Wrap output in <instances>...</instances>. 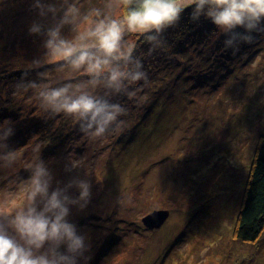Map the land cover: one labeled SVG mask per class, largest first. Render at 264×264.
<instances>
[{
	"label": "rangeland",
	"instance_id": "1",
	"mask_svg": "<svg viewBox=\"0 0 264 264\" xmlns=\"http://www.w3.org/2000/svg\"><path fill=\"white\" fill-rule=\"evenodd\" d=\"M43 2L61 10L66 6L64 0ZM33 3L0 0V56L11 55L14 46L21 51L44 43L45 37L30 34L29 28L34 22L47 27L54 21L51 14L40 17ZM67 3H75L80 12L62 29L68 40L88 27L83 18L93 9L102 17L124 14L117 0ZM181 3L194 6L192 0ZM218 28L215 37L224 32ZM124 39L137 45L138 53L147 49L150 57L161 51L151 50L148 42L142 45L144 37L126 32ZM163 59L157 65L141 59L148 79L129 85L135 93L131 98L106 96L103 86L94 90L127 109L101 138L81 133L71 116L50 115L36 90L18 87L27 81L41 86L85 82L83 70L61 68L63 61L44 55L35 75L45 73L42 81L32 73L0 84V126L14 129L7 144L17 157L11 166L0 162V212L12 213L25 204L31 167L43 160L61 184L72 176L91 183L90 202L83 209L73 206L68 217L89 245L86 264H264V228L249 242L234 236L248 171L264 137V35L226 70H216L211 83L200 86L209 80L201 77L203 81H188L171 94L159 90L176 76L165 78L168 68L159 70L167 62ZM6 64L12 70L37 67L19 58ZM182 76L191 77L186 70ZM69 161L76 165L71 173L65 171ZM153 211L170 213L158 229L142 225L141 219Z\"/></svg>",
	"mask_w": 264,
	"mask_h": 264
},
{
	"label": "clouds",
	"instance_id": "2",
	"mask_svg": "<svg viewBox=\"0 0 264 264\" xmlns=\"http://www.w3.org/2000/svg\"><path fill=\"white\" fill-rule=\"evenodd\" d=\"M64 2L66 6L61 10L55 3L34 0L32 7L39 16L51 14L54 23L46 27L34 22L29 32L45 37L44 55L49 60L63 61L60 67L74 72L83 70L87 80L56 87L27 81L18 87L36 90L40 106L50 115L71 116L81 133L101 138L117 124L119 117L127 114L125 107L106 96L124 94L131 98L135 93L129 91V85L148 79L141 59L133 54L135 45L125 42V33L146 34L151 50H155L164 43L162 32L179 20L183 6L181 0H117L124 9L121 18L102 17L99 9H93L83 18L88 27L68 40L62 29L72 24L80 12L75 3ZM192 4L193 21L203 15L229 33L224 42L226 48L235 49L239 42L252 43L251 33L264 32V0H192ZM237 28L244 31L237 32ZM32 63L38 67L40 60ZM37 75L46 78L45 73ZM99 86L107 90L106 96L94 94ZM12 135L14 129L10 125L0 126V162L6 166L17 158L7 144ZM75 168L72 161L65 165L68 173ZM73 189L76 194H72ZM90 199L89 180L72 176L61 184L43 160L35 163L25 204L12 213L0 212V264H86L89 245L68 217L73 206L83 209Z\"/></svg>",
	"mask_w": 264,
	"mask_h": 264
},
{
	"label": "trees",
	"instance_id": "3",
	"mask_svg": "<svg viewBox=\"0 0 264 264\" xmlns=\"http://www.w3.org/2000/svg\"><path fill=\"white\" fill-rule=\"evenodd\" d=\"M133 6H135V4ZM193 7L194 6L191 5L183 7V11L177 23L173 26L167 27L162 32L161 39L164 43L159 49L161 51L155 56L156 58L154 56L150 57L147 49H143L139 53V48L134 49V56L137 57L138 55L143 54L147 59L153 61V64L155 65H157L161 59L167 57L166 59H163L167 62L164 63L159 70H165L168 68L169 74L165 76L166 79L170 80L174 73L176 76L169 83L160 86V92L166 94L177 92L181 84L189 85L188 81H192L193 85L203 81L205 76H209V80H205L207 83H204L205 81L201 82L200 86L211 83L210 79L213 78L216 70L223 68L226 70L228 64L233 62L234 57L238 56L240 58L241 54L251 49L256 42L260 43L263 38L264 32H253L251 33L254 37L252 43L239 42L238 47L235 49L226 48L224 42L228 39L229 33L219 32V35L215 37L217 26L213 24L209 18L203 15L200 16L197 21H193L190 18ZM218 30H220V28H218ZM235 31L243 32L244 29L237 28ZM129 35L140 36V38L144 37L142 42L145 43L142 45H145L147 42L145 39L146 34L129 33ZM137 41H139V38H137ZM39 48H42V52L45 51L43 44L39 46H36L35 44V46L33 45L29 48H21V51H19L17 47L15 49L14 46V51L11 55L7 54V52H3L4 56H0V84L5 85V83L24 76L23 74L25 73V77L27 78L29 77V74L33 73L34 76L31 75L33 79L42 81L43 79L39 76H35L39 67L28 70H12L8 67L9 64H6L17 58L28 63L38 60L39 56L41 57L39 60H42L45 52L41 54V51L38 50ZM190 49L192 50V56L189 54ZM0 50L2 53L3 48L1 47ZM15 52L17 54H15ZM140 59L144 58L140 57ZM184 61H187V63ZM41 67H45V64H42ZM185 70L189 71L191 75L190 80L185 79L187 76H182V73L185 72ZM201 77H203V79ZM55 86L56 85H53L52 87ZM169 98L170 96L168 99ZM17 127L19 129L23 128L21 123H19ZM45 150H47V148ZM247 181L248 182L245 183V194L242 197L240 211L238 213V221L234 227V236L242 242L254 240L264 228V137L260 139V142L256 147V155L254 161L250 165Z\"/></svg>",
	"mask_w": 264,
	"mask_h": 264
},
{
	"label": "water",
	"instance_id": "4",
	"mask_svg": "<svg viewBox=\"0 0 264 264\" xmlns=\"http://www.w3.org/2000/svg\"><path fill=\"white\" fill-rule=\"evenodd\" d=\"M169 213L167 211H155L152 214H148L144 218H142V223L145 227L149 229H158L168 218ZM152 219L156 220L155 224H152Z\"/></svg>",
	"mask_w": 264,
	"mask_h": 264
},
{
	"label": "bare ground",
	"instance_id": "5",
	"mask_svg": "<svg viewBox=\"0 0 264 264\" xmlns=\"http://www.w3.org/2000/svg\"><path fill=\"white\" fill-rule=\"evenodd\" d=\"M141 57H142V58H144V59L146 58V56H145V55H143V56H141Z\"/></svg>",
	"mask_w": 264,
	"mask_h": 264
}]
</instances>
